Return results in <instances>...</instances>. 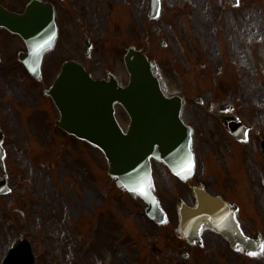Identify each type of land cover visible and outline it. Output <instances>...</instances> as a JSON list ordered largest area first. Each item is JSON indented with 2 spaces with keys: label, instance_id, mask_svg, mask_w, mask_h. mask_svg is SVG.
<instances>
[{
  "label": "rangeland",
  "instance_id": "1",
  "mask_svg": "<svg viewBox=\"0 0 264 264\" xmlns=\"http://www.w3.org/2000/svg\"><path fill=\"white\" fill-rule=\"evenodd\" d=\"M161 2L159 16L149 19L150 0L85 1L88 10L68 31L75 43L83 31L91 37L94 74L115 65L127 83L121 55L134 45L157 62L167 94L189 103L186 123L197 126L190 116L197 102L228 99L250 111L251 123L264 124V0H239L236 7L230 0ZM15 131L6 144L11 190L0 196V264L21 238L31 242L35 264H168L164 252L175 254L169 240L179 234L169 210L178 197L190 198L182 182L154 164L167 213L158 225L142 200L116 187L98 149L74 139H24ZM188 252L179 264L196 259Z\"/></svg>",
  "mask_w": 264,
  "mask_h": 264
},
{
  "label": "flooded vegetation",
  "instance_id": "2",
  "mask_svg": "<svg viewBox=\"0 0 264 264\" xmlns=\"http://www.w3.org/2000/svg\"><path fill=\"white\" fill-rule=\"evenodd\" d=\"M31 1L0 0V131L5 162L11 131L17 130L24 139L39 137L52 142L76 139L59 127L61 114L52 94L67 62L80 64L95 79L109 80L112 75L121 81L115 65L103 70L100 76L94 74L93 42L86 31L79 43L70 37L69 24L76 29L77 18L88 10L86 0H38L52 6L57 29L53 46L41 55L37 54L39 49L31 48L27 39L8 26L12 13L24 14ZM197 105L192 115L187 113L197 118V126L187 123L193 131L195 173L183 182L182 193L190 195L186 201L190 207L196 203L194 187L206 190L222 202L218 207L224 219L221 226H228L236 239L231 241L220 231L204 225L200 240L170 236L169 246L175 249V254L167 249L164 259L168 264H179L180 257L188 260V250H192L197 257L186 264H264V124L258 127L251 123L250 111L237 107L232 100L197 102ZM188 106L184 101V119ZM114 115L126 129L130 118L120 104L115 105ZM153 162L169 171L163 163ZM176 208L177 203L169 214L171 217L174 214L178 224ZM259 245L261 249L256 251Z\"/></svg>",
  "mask_w": 264,
  "mask_h": 264
},
{
  "label": "water",
  "instance_id": "3",
  "mask_svg": "<svg viewBox=\"0 0 264 264\" xmlns=\"http://www.w3.org/2000/svg\"><path fill=\"white\" fill-rule=\"evenodd\" d=\"M236 0L232 3L235 4ZM160 0H152L149 16L159 14ZM8 26L12 32L28 40L29 46L42 54L56 37L54 13L49 5L34 0L24 15L12 13ZM165 45V42H162ZM125 64L130 83L123 88L115 80L96 81L78 64L68 63L54 85L53 97L61 111L59 126L77 138L85 140L105 155L109 175L120 189L147 204L146 213L157 222L165 218L153 193L151 159L164 162L183 180L193 174L192 134L181 119L182 99L168 97L163 81L157 77L155 61L142 52L129 48ZM124 106L131 117L127 132L118 126L114 104ZM3 137L0 134V164L4 168ZM9 191L7 175L0 181V195ZM198 203L190 208L181 203V232L189 239L198 238L203 224L219 229L235 240L219 215L221 203L205 191L194 189ZM230 223V222H229ZM30 242L23 239L11 249L4 264H34Z\"/></svg>",
  "mask_w": 264,
  "mask_h": 264
},
{
  "label": "snow or ice",
  "instance_id": "4",
  "mask_svg": "<svg viewBox=\"0 0 264 264\" xmlns=\"http://www.w3.org/2000/svg\"><path fill=\"white\" fill-rule=\"evenodd\" d=\"M262 248H264V246H262ZM249 255H253V253H249Z\"/></svg>",
  "mask_w": 264,
  "mask_h": 264
}]
</instances>
